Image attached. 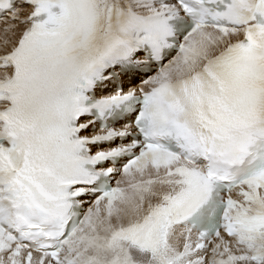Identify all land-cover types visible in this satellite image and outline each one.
<instances>
[{"label": "snow or ice", "instance_id": "6c2138e0", "mask_svg": "<svg viewBox=\"0 0 264 264\" xmlns=\"http://www.w3.org/2000/svg\"><path fill=\"white\" fill-rule=\"evenodd\" d=\"M0 264H264V0H0Z\"/></svg>", "mask_w": 264, "mask_h": 264}]
</instances>
